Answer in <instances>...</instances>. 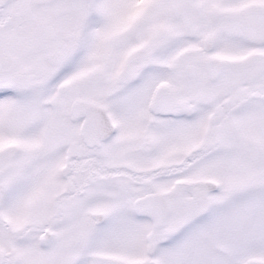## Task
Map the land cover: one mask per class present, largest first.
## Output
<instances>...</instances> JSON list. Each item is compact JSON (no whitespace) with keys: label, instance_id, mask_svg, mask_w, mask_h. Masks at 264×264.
<instances>
[{"label":"snow or ice","instance_id":"1","mask_svg":"<svg viewBox=\"0 0 264 264\" xmlns=\"http://www.w3.org/2000/svg\"><path fill=\"white\" fill-rule=\"evenodd\" d=\"M0 264H264V0H0Z\"/></svg>","mask_w":264,"mask_h":264}]
</instances>
